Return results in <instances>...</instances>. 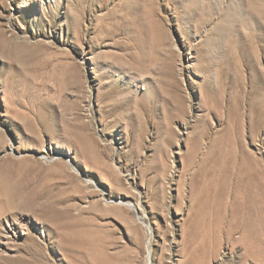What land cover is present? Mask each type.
I'll return each instance as SVG.
<instances>
[{
  "label": "rangeland",
  "instance_id": "374dc122",
  "mask_svg": "<svg viewBox=\"0 0 264 264\" xmlns=\"http://www.w3.org/2000/svg\"><path fill=\"white\" fill-rule=\"evenodd\" d=\"M262 92L264 0H0V264H264Z\"/></svg>",
  "mask_w": 264,
  "mask_h": 264
},
{
  "label": "bare ground",
  "instance_id": "6f19581e",
  "mask_svg": "<svg viewBox=\"0 0 264 264\" xmlns=\"http://www.w3.org/2000/svg\"><path fill=\"white\" fill-rule=\"evenodd\" d=\"M258 100H259V104H260V109L261 110H263L264 111V92H262L261 94H260V96H259V98H258ZM259 115H261L262 117H264V113L263 112H261L260 111V114ZM57 157H59V156H57ZM44 159H48V158H44ZM48 160H50V159H48ZM255 178H257V179H259V173L258 172H256V174H255V176H254ZM86 182H87V180H85ZM89 182V181H88ZM8 194V193H7ZM112 201V200H111ZM114 202V201H113ZM19 203V202H18ZM18 203H16V202H14L13 200H8V201H4V202H2V200H0V218L5 214V213H7V212H10V211H13L14 209H17L18 208ZM108 203V202H107ZM116 205H118V206H120V207H125V208H129V209H133V210H135L136 209V205L135 204H131V202L130 201H128V200H118V201H116V202H114ZM19 205H21L20 203H19ZM22 207V206H21ZM21 209V208H20ZM28 210V209H27ZM136 211V210H135ZM137 218L138 219H140V217L139 216H137ZM141 222V221H140ZM259 226H264V219H261L260 217H258V218H252V220L248 223V226H246V228L247 229H249V228H251L252 229V231H258L259 230ZM11 229L13 230V227L11 226ZM26 229H28V228H26ZM48 229V232L50 233L51 232V229H50V227L49 228H47ZM1 231V230H0ZM244 233H245V231H244ZM9 233L8 232H5V233H3V236H5V235H8ZM28 236L30 237L31 235L30 234H28ZM149 241V240H148ZM60 246H62V244L59 242L58 243Z\"/></svg>",
  "mask_w": 264,
  "mask_h": 264
}]
</instances>
